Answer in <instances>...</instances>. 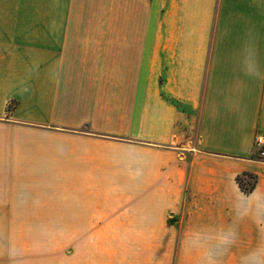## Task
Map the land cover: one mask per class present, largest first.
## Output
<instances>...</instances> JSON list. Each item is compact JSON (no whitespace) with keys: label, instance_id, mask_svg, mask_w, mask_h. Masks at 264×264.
Segmentation results:
<instances>
[{"label":"crops","instance_id":"1","mask_svg":"<svg viewBox=\"0 0 264 264\" xmlns=\"http://www.w3.org/2000/svg\"><path fill=\"white\" fill-rule=\"evenodd\" d=\"M258 133L264 0H0V264H264Z\"/></svg>","mask_w":264,"mask_h":264},{"label":"built area","instance_id":"2","mask_svg":"<svg viewBox=\"0 0 264 264\" xmlns=\"http://www.w3.org/2000/svg\"><path fill=\"white\" fill-rule=\"evenodd\" d=\"M254 147L256 151V160L264 164V134L258 133L254 136Z\"/></svg>","mask_w":264,"mask_h":264},{"label":"trees","instance_id":"3","mask_svg":"<svg viewBox=\"0 0 264 264\" xmlns=\"http://www.w3.org/2000/svg\"><path fill=\"white\" fill-rule=\"evenodd\" d=\"M244 176H251V175L250 174H247V173H244L242 175H238V176H236V181H237L238 185L240 186V188L242 190L249 191V190H251L252 184H251L250 187H244V185H243V177Z\"/></svg>","mask_w":264,"mask_h":264},{"label":"rangeland","instance_id":"4","mask_svg":"<svg viewBox=\"0 0 264 264\" xmlns=\"http://www.w3.org/2000/svg\"><path fill=\"white\" fill-rule=\"evenodd\" d=\"M253 182H254V176H244L243 177L244 187H250Z\"/></svg>","mask_w":264,"mask_h":264}]
</instances>
